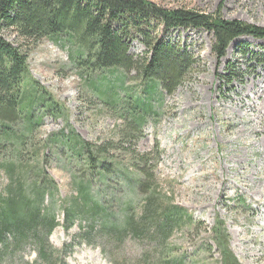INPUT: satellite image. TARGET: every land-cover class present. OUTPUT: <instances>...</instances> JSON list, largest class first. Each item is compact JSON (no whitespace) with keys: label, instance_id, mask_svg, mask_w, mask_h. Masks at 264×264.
Returning a JSON list of instances; mask_svg holds the SVG:
<instances>
[{"label":"rangeland","instance_id":"374dc122","mask_svg":"<svg viewBox=\"0 0 264 264\" xmlns=\"http://www.w3.org/2000/svg\"><path fill=\"white\" fill-rule=\"evenodd\" d=\"M148 1L164 10L218 11L227 21L264 29V0ZM2 36L11 45L19 43L11 30ZM157 36L197 59L172 95L160 86L145 90L134 72L120 69L81 78L73 63L77 49L65 36L44 38L30 47L26 91L40 85L62 108L27 136L13 179L0 167V195L9 184L14 188L20 183L29 203L39 204L40 216L53 217L56 227L44 237L40 225L25 226L23 234L14 229L5 233L0 226V264H222L211 237L217 223L223 224L227 248L238 264H264V39L240 36L219 58L210 51L211 35L202 30L179 28L164 34L159 28ZM128 47L134 57L145 51L138 38L129 40ZM111 94L128 95L129 101L138 97L151 107L134 145L119 142L123 121L116 106L103 104ZM61 133L89 143L93 152L92 147H103L98 159L105 170L98 164L92 167L95 172L88 170L85 153L72 152L81 146L66 142ZM129 153L153 155L151 184L138 185ZM10 161L2 157L0 163ZM36 173H43L36 182L48 193L42 206L31 192ZM82 173H91L85 186L104 208L99 207L95 220L90 211L76 216L68 230L64 214ZM43 183H50L49 188ZM151 191L162 204L171 202L183 210L191 222L183 216L167 238L158 228L143 226ZM125 220L131 226L124 227Z\"/></svg>","mask_w":264,"mask_h":264},{"label":"trees","instance_id":"16d2710c","mask_svg":"<svg viewBox=\"0 0 264 264\" xmlns=\"http://www.w3.org/2000/svg\"><path fill=\"white\" fill-rule=\"evenodd\" d=\"M159 28L164 34L179 28L202 30L211 35L210 51L219 58L225 55L229 44L240 36L264 39L263 28L227 21L218 11L205 14L194 9L164 10L148 0H0V160L2 157L11 159L8 164L0 163L5 177L13 179L16 175L15 164L16 161H23L22 151L26 148L27 136L40 126L45 116L57 117L58 110L62 108L40 85L35 84L34 89L26 91L24 77L27 74L28 52L33 43L44 38L65 36L67 43L77 49L73 63L79 67L81 78L86 79L87 75L105 70L120 69L134 72L137 80L145 84V90L149 91L148 86H160L163 92L172 95L196 66L197 59L186 52L183 46L172 43L164 36L158 37ZM4 30H11L18 38L16 46L3 38ZM135 38L145 49L142 57H134L129 52L128 42ZM110 90L111 93L115 92ZM129 100L128 95L118 97L111 94L103 104L112 105V108L116 106V113L123 121V128L117 132L119 142L134 145L136 132L142 128L151 107L138 97ZM59 136L66 142L81 146L78 153L72 152L75 156L85 153L84 162L89 165L88 170L95 172L92 168L95 164L99 165L102 172L105 170L98 159L105 152L102 151L103 147H92L93 152L92 145L81 142L71 133H61ZM33 152L38 150L34 149ZM151 155L129 153L132 172L139 176L138 185L142 188L154 181L153 173L150 172ZM153 158L157 161L156 157ZM126 172L124 169L123 173ZM82 174L76 185L75 197L67 202L68 209L64 215L68 224L65 228L68 230L76 216H85L84 213L90 211V216L93 215L92 219L95 220L98 211L104 208L92 200L85 186V182L88 184L92 178L91 173ZM98 174L106 176L105 173ZM42 175L35 174V183L31 187L33 196L41 206V201L48 194L46 189L37 186L36 181ZM18 184L14 188V184H9L5 195H0V226H3L5 233L14 229L23 234L25 226L40 225L44 229V237L47 236L56 227L54 218L40 216L39 204L34 206L29 203L30 198L26 197L21 184ZM49 184L43 183L47 188ZM142 193L146 194L147 191L143 190ZM156 196L151 191L150 196L146 197L148 205L144 210L145 220L141 222L143 226L158 228L160 235L167 238L185 215L183 210L173 206L170 202L172 199L169 200L171 204H162ZM185 218L191 222L190 218ZM129 224L125 220L123 226H131ZM223 230L222 223L211 228L212 241L221 254L222 264H238L227 248L228 235ZM3 236L1 230L0 237ZM210 247L208 245V252Z\"/></svg>","mask_w":264,"mask_h":264}]
</instances>
